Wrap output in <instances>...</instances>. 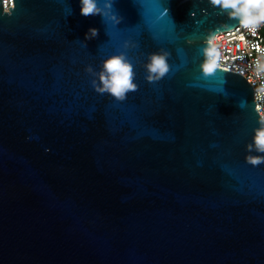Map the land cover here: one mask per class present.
<instances>
[{"label": "water", "instance_id": "1", "mask_svg": "<svg viewBox=\"0 0 264 264\" xmlns=\"http://www.w3.org/2000/svg\"><path fill=\"white\" fill-rule=\"evenodd\" d=\"M13 1L0 0V264H264V163L244 159L264 117L243 74L199 68L207 35L237 19L209 0H113L108 27L79 0ZM124 39L139 86L119 101L84 68ZM162 48L171 70L150 83L144 53Z\"/></svg>", "mask_w": 264, "mask_h": 264}, {"label": "clouds", "instance_id": "2", "mask_svg": "<svg viewBox=\"0 0 264 264\" xmlns=\"http://www.w3.org/2000/svg\"><path fill=\"white\" fill-rule=\"evenodd\" d=\"M156 3L162 8L159 0ZM213 7H218L222 14L236 18L238 24L255 30L261 23H264V0H209ZM80 13L82 15L99 14L105 23L114 27L121 19L114 9L113 0H79ZM166 8L160 12L165 16ZM174 27V26H173ZM98 29L90 26L85 32V40L95 37ZM215 30L206 37V42L200 46L199 68L200 74L205 78L214 75L220 69L221 53L219 46L214 42ZM136 45L130 39H124L117 50L102 57L98 61V68L91 64L85 65L84 70L91 74L90 83L95 91L107 93L111 98L123 101L131 91L138 88L136 77V64L130 57L128 49ZM172 53L167 48L158 49L144 53L143 67L145 79L148 82H155L162 79L171 70L170 57ZM243 104L241 103V107ZM32 137H26L31 139ZM247 163L257 165L264 163V120L258 119V126L253 129L252 136L244 144ZM45 151H50L45 148Z\"/></svg>", "mask_w": 264, "mask_h": 264}, {"label": "built area", "instance_id": "3", "mask_svg": "<svg viewBox=\"0 0 264 264\" xmlns=\"http://www.w3.org/2000/svg\"><path fill=\"white\" fill-rule=\"evenodd\" d=\"M7 9L13 0H3ZM214 42L221 53L220 67L243 74L253 87L256 107L264 116V23L255 30L239 24L220 30Z\"/></svg>", "mask_w": 264, "mask_h": 264}, {"label": "bare ground", "instance_id": "4", "mask_svg": "<svg viewBox=\"0 0 264 264\" xmlns=\"http://www.w3.org/2000/svg\"><path fill=\"white\" fill-rule=\"evenodd\" d=\"M262 117H264V116H262Z\"/></svg>", "mask_w": 264, "mask_h": 264}]
</instances>
